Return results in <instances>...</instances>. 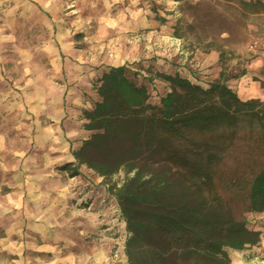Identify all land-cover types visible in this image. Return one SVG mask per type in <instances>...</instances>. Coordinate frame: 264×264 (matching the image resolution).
<instances>
[{"label": "rangeland", "instance_id": "obj_1", "mask_svg": "<svg viewBox=\"0 0 264 264\" xmlns=\"http://www.w3.org/2000/svg\"><path fill=\"white\" fill-rule=\"evenodd\" d=\"M245 1L251 4L244 7L241 0H38L31 3L46 22H61L70 29L58 32L56 26L46 27L36 34L45 44L61 37L62 62L75 64L69 72L63 67L60 83L67 82L68 73L75 78H84L87 72L93 74L89 78L90 89L97 100L92 108H84L81 115L87 139L91 132L84 129L87 122L84 112L95 107L99 96L94 87L111 66L125 65L133 81L145 84L150 101L156 105L169 90L158 73H178L204 88L217 80L221 72L231 77L229 85L240 78L246 64L258 56L249 51V28L258 25L261 29L264 25V0ZM100 15L116 20L117 25L101 27ZM72 19H92V22L86 27H71ZM35 36L29 38L34 40ZM146 78L153 80L149 82ZM0 126H9L4 115L0 116ZM230 136L192 134L204 146L203 157L213 159L215 168L227 170L226 177L211 185L213 189L222 190L224 180L233 175L226 166L234 165L236 158L243 156L239 151L241 145L232 142ZM18 141L17 148L24 150L22 160L29 157L31 170L18 181L14 170L0 163V264H128L124 252L128 237L126 223L103 178L86 165H81L80 174L72 178L68 171L62 170L68 163L66 160L58 164L53 178L32 174L43 162L40 149L35 144L25 146ZM79 141L80 145L71 146L72 155L83 142ZM124 176L119 172L109 180L120 184ZM32 192L38 197L31 199ZM246 216L250 228L260 227L264 236V212ZM41 226L44 233L36 235L32 228ZM262 247L264 244L254 253L227 248L231 264H264ZM73 259L76 263L69 261Z\"/></svg>", "mask_w": 264, "mask_h": 264}, {"label": "trees", "instance_id": "obj_2", "mask_svg": "<svg viewBox=\"0 0 264 264\" xmlns=\"http://www.w3.org/2000/svg\"><path fill=\"white\" fill-rule=\"evenodd\" d=\"M157 75L169 85L158 105L125 65L105 70L99 99L84 112L91 135L62 170L73 178L86 165L103 178L126 223L128 264H231L227 248L244 251L262 237L246 214L264 212V101L242 100L223 72L207 88ZM194 132L230 134L241 145L222 190L211 185L227 170L203 157ZM119 172L123 181L112 183Z\"/></svg>", "mask_w": 264, "mask_h": 264}, {"label": "crops", "instance_id": "obj_3", "mask_svg": "<svg viewBox=\"0 0 264 264\" xmlns=\"http://www.w3.org/2000/svg\"><path fill=\"white\" fill-rule=\"evenodd\" d=\"M32 1L38 0H0V116L4 115L9 124L0 126V163L7 166L4 168L14 170L18 181H22L31 170L29 157L22 160L24 150L17 148L18 140L25 146L35 144L40 149L43 162L32 174L53 178L62 160L75 161L69 151L71 146L80 145L79 140H85L81 126L82 110L92 108L97 100L90 89L89 78L92 79L93 75L90 72L84 78H75L68 73L67 82L60 83L63 67L69 72L75 64L62 62L61 37L45 44L36 34L42 33L46 27L56 26L58 32L70 29L61 22H46L42 13L32 8ZM70 17L75 15L70 14ZM100 17L101 27L118 23ZM91 22L92 19H72L71 27H86ZM29 36H35L34 40ZM69 58L67 55L68 61ZM230 86L243 100L264 101V55L248 62L244 75L232 81ZM47 191H51L50 186ZM30 196L31 199L38 197L34 192ZM255 230L262 231L260 227ZM32 231L36 235L42 234L44 227L32 228ZM263 239L264 236L257 246L244 251H258L264 244ZM260 249L264 251L263 247ZM69 261L76 263V259Z\"/></svg>", "mask_w": 264, "mask_h": 264}, {"label": "built area", "instance_id": "obj_4", "mask_svg": "<svg viewBox=\"0 0 264 264\" xmlns=\"http://www.w3.org/2000/svg\"><path fill=\"white\" fill-rule=\"evenodd\" d=\"M251 40L249 42V51L253 54L264 55V25L261 29L254 25L249 28Z\"/></svg>", "mask_w": 264, "mask_h": 264}]
</instances>
